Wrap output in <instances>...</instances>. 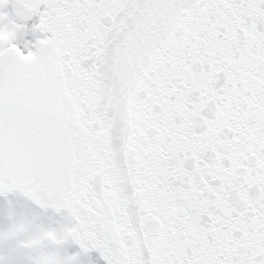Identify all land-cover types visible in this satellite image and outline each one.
Listing matches in <instances>:
<instances>
[{"label": "snow or ice", "instance_id": "obj_1", "mask_svg": "<svg viewBox=\"0 0 264 264\" xmlns=\"http://www.w3.org/2000/svg\"><path fill=\"white\" fill-rule=\"evenodd\" d=\"M0 264H264V0H0Z\"/></svg>", "mask_w": 264, "mask_h": 264}]
</instances>
